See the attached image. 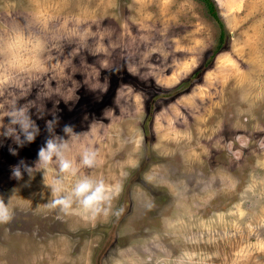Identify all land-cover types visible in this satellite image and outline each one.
<instances>
[{
  "label": "rangeland",
  "instance_id": "rangeland-1",
  "mask_svg": "<svg viewBox=\"0 0 264 264\" xmlns=\"http://www.w3.org/2000/svg\"><path fill=\"white\" fill-rule=\"evenodd\" d=\"M213 1L218 50L198 0H0V111L41 130L0 146V264H264V0ZM52 116L88 133L70 156L95 146L81 175L122 184L118 214H59L42 174L11 178Z\"/></svg>",
  "mask_w": 264,
  "mask_h": 264
},
{
  "label": "clouds",
  "instance_id": "clouds-1",
  "mask_svg": "<svg viewBox=\"0 0 264 264\" xmlns=\"http://www.w3.org/2000/svg\"><path fill=\"white\" fill-rule=\"evenodd\" d=\"M16 48L17 42L9 41L8 50L12 53L13 60L17 57ZM40 119L44 117L41 116ZM44 122L47 137L38 148L36 160L31 164L24 159L19 160L10 169L11 178L19 182L27 175L29 180L24 186H28L37 173L42 174L43 185L50 193L44 207L59 214L76 215L86 221L118 214L113 210V202L120 196L122 184L94 178L91 173L81 175V169L95 170L98 167L99 152L95 146L91 143L84 145L78 161L70 156L73 145L79 143L88 133L77 132L74 125L64 124L61 129L63 135L57 134L56 129L59 126L57 116L45 119ZM40 134L37 119L33 118L32 111L27 105L16 104L0 111V146L10 140L12 143L8 145V151L12 156L18 155V148L33 144ZM49 172L54 173L50 182ZM16 190L12 189V193L14 194ZM13 215L5 198L0 196V224L10 223Z\"/></svg>",
  "mask_w": 264,
  "mask_h": 264
},
{
  "label": "trees",
  "instance_id": "trees-1",
  "mask_svg": "<svg viewBox=\"0 0 264 264\" xmlns=\"http://www.w3.org/2000/svg\"><path fill=\"white\" fill-rule=\"evenodd\" d=\"M198 1H200L201 3L204 4L207 12L210 13V15L217 21V24L219 25V29L221 30V35L219 38L218 46L216 48V50H218V48L220 49V47L223 45V43H222V40H223L222 33L223 32L222 31H223L224 27L222 24L223 22L219 16V12H217V7L215 5V2L213 0H198ZM216 52L217 51L212 52L210 58L213 57L216 54ZM197 72H198V70H197Z\"/></svg>",
  "mask_w": 264,
  "mask_h": 264
}]
</instances>
